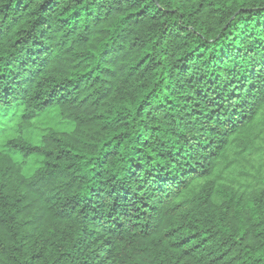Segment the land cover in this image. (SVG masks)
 Here are the masks:
<instances>
[{
  "label": "trees",
  "instance_id": "1",
  "mask_svg": "<svg viewBox=\"0 0 264 264\" xmlns=\"http://www.w3.org/2000/svg\"><path fill=\"white\" fill-rule=\"evenodd\" d=\"M0 264H264V0H0Z\"/></svg>",
  "mask_w": 264,
  "mask_h": 264
}]
</instances>
